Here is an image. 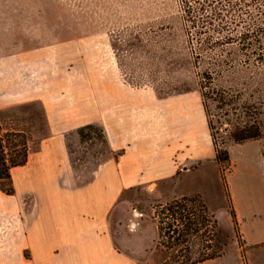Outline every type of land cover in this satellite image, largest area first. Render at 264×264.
<instances>
[{
  "label": "rangeland",
  "instance_id": "obj_1",
  "mask_svg": "<svg viewBox=\"0 0 264 264\" xmlns=\"http://www.w3.org/2000/svg\"><path fill=\"white\" fill-rule=\"evenodd\" d=\"M203 67L192 63L180 0H0V123L5 129L29 136L43 124L40 99L49 106L81 102L100 110L114 98H137L140 104L128 109V124L139 137H156L169 121L179 128L192 124L199 136L196 156L210 152L186 163L190 171L173 185L138 187L120 196L110 214L111 234L116 246L141 264L166 257L153 207L181 193L200 195L218 221L223 253L198 264H264V67L237 62L212 82L215 92L202 97L196 74ZM257 122L262 136L239 143L230 139L235 126ZM83 133L78 141L68 133L73 183L87 180L109 153L98 129ZM211 137L229 153L231 165L223 175ZM1 187L0 262L5 263L14 257L13 231L20 230L30 198L17 207ZM230 208L242 217L236 231Z\"/></svg>",
  "mask_w": 264,
  "mask_h": 264
},
{
  "label": "crops",
  "instance_id": "obj_2",
  "mask_svg": "<svg viewBox=\"0 0 264 264\" xmlns=\"http://www.w3.org/2000/svg\"><path fill=\"white\" fill-rule=\"evenodd\" d=\"M40 101L43 124L30 129L25 163L10 168L8 196L17 207L29 197L30 209L20 230H12L14 257L0 264H141L118 248L111 234L110 214L120 196L138 187L173 185L190 171L186 163L210 152L196 156L194 140L199 136L192 124L179 128L169 121L156 137H139L128 124V109L140 104L137 98H114L100 110L81 102L49 106ZM86 123L102 129L109 153L87 180L73 183L68 136L78 141V128ZM183 195L189 193L169 199ZM235 215L241 222L239 210Z\"/></svg>",
  "mask_w": 264,
  "mask_h": 264
},
{
  "label": "trees",
  "instance_id": "obj_3",
  "mask_svg": "<svg viewBox=\"0 0 264 264\" xmlns=\"http://www.w3.org/2000/svg\"><path fill=\"white\" fill-rule=\"evenodd\" d=\"M180 3L192 63L205 65L196 74L202 97L212 95L215 92L210 86L212 82L237 62L246 67H264V0H180ZM85 128L98 129L103 136L100 127L88 123L78 128L82 138ZM262 133L260 122L244 123L234 127L230 139L239 143L258 138ZM27 141L28 135L23 130L5 129L0 123V186L7 194L12 193L10 168L25 163ZM211 144L223 175L231 165L229 153L213 138ZM262 158L264 161V151ZM6 184L8 189H3ZM153 208L158 244L166 253L160 264H197L222 255L217 219L200 195L174 197ZM229 215L236 231L233 208ZM238 244L241 246L239 241Z\"/></svg>",
  "mask_w": 264,
  "mask_h": 264
},
{
  "label": "water",
  "instance_id": "obj_4",
  "mask_svg": "<svg viewBox=\"0 0 264 264\" xmlns=\"http://www.w3.org/2000/svg\"><path fill=\"white\" fill-rule=\"evenodd\" d=\"M135 215H137L138 213L137 212H134Z\"/></svg>",
  "mask_w": 264,
  "mask_h": 264
}]
</instances>
